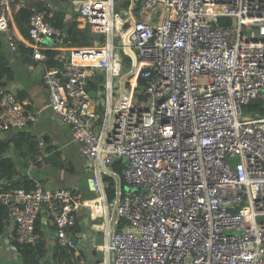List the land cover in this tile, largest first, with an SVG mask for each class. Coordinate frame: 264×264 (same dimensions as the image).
Returning <instances> with one entry per match:
<instances>
[{"label": "built area", "instance_id": "2783aa9c", "mask_svg": "<svg viewBox=\"0 0 264 264\" xmlns=\"http://www.w3.org/2000/svg\"><path fill=\"white\" fill-rule=\"evenodd\" d=\"M75 3L104 40L53 47L59 65H45L43 81L101 193L12 186L0 171L12 250L53 229L55 246L91 241L97 264H264V115L244 111L264 101V0H143L138 12ZM28 4L0 0V31L16 51L11 24ZM29 25L34 59L46 58L47 39L66 38L44 10L32 8ZM117 49L131 61L125 73ZM39 117L0 87L1 139ZM104 175L114 179L110 201Z\"/></svg>", "mask_w": 264, "mask_h": 264}, {"label": "crops", "instance_id": "0c3cea01", "mask_svg": "<svg viewBox=\"0 0 264 264\" xmlns=\"http://www.w3.org/2000/svg\"><path fill=\"white\" fill-rule=\"evenodd\" d=\"M29 8L32 10V8L39 9L37 3H42L44 4L43 9L47 14V21L50 22L51 24L61 28L64 33L66 34V38H64L63 42H59L54 39H47L52 41V43H49L46 40V45L49 46L48 48H43V53L46 55L45 59L42 60H37L32 57L33 53V48L29 43L31 40L29 39V22L24 24V27H21L19 23L16 20V17H14V21L11 24V31L16 37L19 49L13 50L7 40L8 32L6 31H0V65L3 64V67L6 68L4 73H2V77L0 79L1 82L5 83L4 85L0 87H8L11 90L15 91L17 97L20 100L28 102V107L35 109L36 111H39L40 117L39 121L36 123H30L26 125L23 128H19L16 130H13L10 132L9 137L4 140H9L11 141L10 146L11 149L7 152V155H10L13 157L14 161L17 164V169L19 175L26 174L30 177H32V180H38L42 182V184L46 187H52V188H57L54 186V183L48 182L47 180H44L43 178H39L33 174H29V168L32 165H37V159L31 158L32 155L39 154L37 147H35V142L37 139V133L40 132V134H44L42 138L37 139L38 146H45L47 143H51L50 146L47 149V154L46 155H51V154H58L60 156L59 160V167L61 168V176L65 177L67 172L71 173V171L67 170L66 164L69 163L67 161L68 158H70L69 155V148H73L72 144L76 143L78 146V150L73 148V151L70 153H75V154H80L81 147L79 143L74 139L71 125L69 128L65 129L63 127L64 123L63 121L59 120L56 115L53 113H49L48 117H45L44 113L47 111V109H50L47 106V100H48V93H47V88L44 84L43 81V74L45 71V65L46 66H58V65H50V59L47 57L46 50H54L56 54V48L53 49V47H65L69 48L72 46L80 45L84 41H89L92 42L93 40L97 42V38L103 37L101 34H97L94 31H92L90 24L85 21V19L82 18L79 8L76 10L73 6L75 3V0H35V3L32 2V0H27ZM126 2H129L127 5ZM51 3V6H48L47 4ZM124 4L125 6L123 9H128L130 6L133 4H136V12L140 10V7H138V0H115V7L116 5ZM79 5V4H78ZM117 8V7H116ZM32 13V12H31ZM77 15V16H75ZM30 20V18H29ZM61 25V26H59ZM85 30H88V36L86 37L87 34L84 32ZM80 32L78 35L79 39L78 41H74L72 36L70 35V32ZM89 38V39H88ZM91 38V39H90ZM104 40V39H103ZM2 41V42H1ZM103 42V41H102ZM98 43V42H97ZM68 52V51H67ZM56 59V58H55ZM57 60V59H56ZM90 86L94 87L93 83H90ZM100 88L103 89L104 86L100 85ZM51 130V132H50ZM15 138L17 141L24 142V145H28L27 148L24 150L20 151V148L15 147ZM62 139H65L64 141H60ZM43 140V144L40 145V141ZM33 143H31V142ZM62 143L64 148L66 149V154L63 156L62 151L59 149V145ZM23 145V146H24ZM33 145V146H31ZM22 149V148H21ZM23 151V152H22ZM82 152V150H81ZM29 153V155L27 154ZM45 155V156H46ZM28 160H27V159ZM85 162L87 163L86 156H84ZM26 161L27 163L24 164L23 161ZM33 161V164L28 165ZM28 165V166H27ZM71 165V164H70ZM26 167L27 169L24 171L23 168L21 167ZM72 167V165H71ZM115 168V166L113 165ZM89 168V167H88ZM90 169V168H89ZM79 169H76L72 167V172L74 171L78 172ZM32 171V170H31ZM84 177H87V188L91 194L88 196H85L84 194L81 193V188L80 186H77L79 188L80 193L85 197V198H95L97 195L101 193V191L96 187V183L94 185V180L95 176L91 170V172H87L85 170ZM106 175L103 176V183L98 181L99 186L104 185L105 189H108V182L105 179ZM62 187H67V186H62ZM103 187V186H102ZM108 195V192H107ZM109 197V195H108ZM112 200L109 198V201ZM85 216H88L87 213ZM5 222V230L4 232L0 233V249L3 246H6L7 249H9L12 253V258L13 259H20V255L16 252H14L11 248V243L9 240L10 236V226L8 225L7 219L4 218ZM107 224V221H106ZM87 232L92 233V227L91 225L86 227ZM95 234L97 242H104L105 241V235L103 232L99 233H93ZM53 236V237H52ZM101 240H98V239ZM54 240H55V233L54 230L52 229L49 235H46L45 238L43 239V242H45L47 248H48V253L47 256L50 255L49 258L52 256L53 252V246H54ZM89 243V242H88ZM87 243V249L89 248ZM90 243H92L90 241ZM71 252L72 257L75 260L74 264H79L82 262L83 264H87L86 262L81 260V249L78 250H70L66 248ZM92 250L93 253L97 254V258L95 263L97 264V261L102 257V253L98 251L93 243H92ZM84 251V250H83ZM4 254L0 251V264H6L5 257L3 256ZM50 261H44L42 264H49Z\"/></svg>", "mask_w": 264, "mask_h": 264}, {"label": "trees", "instance_id": "16d2710c", "mask_svg": "<svg viewBox=\"0 0 264 264\" xmlns=\"http://www.w3.org/2000/svg\"><path fill=\"white\" fill-rule=\"evenodd\" d=\"M45 1V0H42ZM143 0H138V7L141 6ZM45 4V2H44ZM43 2L37 3L39 9H43L44 7ZM128 5L129 2H126ZM32 10L29 8H22L20 9L16 14V20L19 23L21 27H24L23 25L29 22V18L31 15ZM77 16V15H75ZM61 26V25H59ZM73 40L76 42L78 41V35L80 32H70ZM2 42V41H1ZM47 57L50 59V65H58V61L55 59V51L54 50H46ZM7 70L3 67V64L0 65V79L2 77V73ZM101 76V75H100ZM141 83H143V80H141ZM5 83L0 81V86L4 85ZM245 113H258L260 115H264V101L263 100H252L247 105L244 106ZM11 141H6L4 139L0 138V171L2 172L3 176L6 177V179L11 182L12 186H19V187H25V188H32L35 185L34 180H32L30 176L24 174L18 173L17 164L14 161L13 157L10 155H7V152L11 149L10 146ZM34 143V142H33ZM32 143V144H33ZM44 143V142H43ZM24 142L17 141L15 138V147L21 148L23 147ZM33 146V145H31ZM23 152V151H22ZM27 159V158H26ZM28 160V159H27ZM24 164L27 162L24 160ZM67 170L72 171V167L69 163L66 165ZM114 166L116 169H120V164L118 162L114 163ZM105 179L108 182V195L109 198L112 199L114 195V179L110 176L105 177ZM4 218H6V211L3 206L0 205V233L4 232L5 230V222ZM19 255L22 258L24 264H42V260L47 256L48 248L45 244V242L41 241L35 245L32 244H25V245H18ZM52 260H50L49 264H74L75 260L71 255V252L67 250L65 247H61L58 245L53 246V252H52Z\"/></svg>", "mask_w": 264, "mask_h": 264}, {"label": "rangeland", "instance_id": "374dc122", "mask_svg": "<svg viewBox=\"0 0 264 264\" xmlns=\"http://www.w3.org/2000/svg\"><path fill=\"white\" fill-rule=\"evenodd\" d=\"M122 1H124V0H122ZM32 2L35 3V0H32ZM124 6H125L124 4L118 3L116 5V7H117L116 10L122 11L121 9H123ZM73 7L77 10L79 8V5L74 4ZM84 32L87 34L86 37H89L88 36V30H85ZM117 53H118V57H119L120 61L122 62L121 73H125L131 67V61L124 54V52L121 49H117ZM199 82L204 83L205 78H199ZM49 113H52L51 109H47V111L44 113V115H46L45 117H48ZM63 127L65 129H67L70 127V125L64 123ZM50 132H51V130H50ZM36 136H37V139L38 138L43 139V136H45V135L40 134V132H38ZM37 139L35 142V147H37L39 154L38 155L37 154L32 155L31 158H33V160L37 159L38 162H37L36 166L32 165L29 168V174L30 175L33 174L39 178H43L44 180H47L48 182L54 183L55 184L54 186H56V187L80 186L82 194H84L85 196H88L89 194H91L87 188V184H88L87 177H84L85 170L90 173L91 169L88 168V164L85 162L86 160L84 158V154L81 152V150H80V154L70 153L73 151V148L78 150L77 144L73 143L72 144L73 148H71V147L69 148L70 158H68L67 161H69V164H71L72 167L75 168V170L76 169H79V170H78V172L74 171V173L72 171H71V173L67 172L68 174H66L65 177H62L61 172H63V170L61 171V168L59 167L60 156L58 154L46 155L47 149L51 143L50 144L47 143L45 146H38ZM64 140L65 139H62L60 141H64ZM62 143L63 142H61V144L59 145V149L62 151V153L64 150L63 156H65L66 149L64 148ZM28 145H24L23 147H21L22 149L20 148V151L21 150L25 151V149L27 148ZM80 147H81V145H80ZM27 154L29 155V153H27ZM31 163L33 164V161L28 163V165H31ZM21 168H23L24 171L27 169L26 167H23V166ZM98 240H101V239L99 238ZM88 246H89L88 249H84V251H81V257H82L81 260L86 262L87 264H96L95 261L97 258L96 257L97 254L93 253L92 243L89 242ZM0 251L4 254L3 256L5 257L6 264H24L22 258L17 259V260L13 259L12 255H11L12 252L9 249H7L6 246H3L0 249ZM49 257H50V255L46 256L42 260V262H44L45 260L47 262L52 260V257L51 258H49Z\"/></svg>", "mask_w": 264, "mask_h": 264}, {"label": "water", "instance_id": "95a60500", "mask_svg": "<svg viewBox=\"0 0 264 264\" xmlns=\"http://www.w3.org/2000/svg\"><path fill=\"white\" fill-rule=\"evenodd\" d=\"M97 40V42L98 43H101L102 41H103V37H99V38H97L96 39ZM49 43H52V41H50V40H47ZM90 44V42L89 41H84V42H82L80 45H89Z\"/></svg>", "mask_w": 264, "mask_h": 264}]
</instances>
